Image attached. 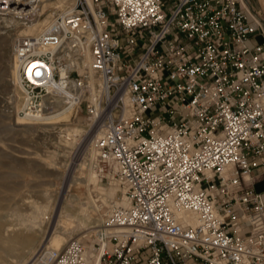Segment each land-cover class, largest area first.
<instances>
[{
    "label": "built area",
    "instance_id": "obj_1",
    "mask_svg": "<svg viewBox=\"0 0 264 264\" xmlns=\"http://www.w3.org/2000/svg\"><path fill=\"white\" fill-rule=\"evenodd\" d=\"M69 1L16 41L19 114L41 119L50 90L83 109L87 164L120 195L90 256L71 238L47 264H264V7Z\"/></svg>",
    "mask_w": 264,
    "mask_h": 264
},
{
    "label": "rangeland",
    "instance_id": "obj_2",
    "mask_svg": "<svg viewBox=\"0 0 264 264\" xmlns=\"http://www.w3.org/2000/svg\"><path fill=\"white\" fill-rule=\"evenodd\" d=\"M63 3L62 6L66 8L70 4V1L65 0L64 2L63 0ZM252 4L257 9L264 7L261 0H252ZM48 12L46 11L38 17L39 22L46 18L45 16L48 15ZM0 24H2L0 25L1 34H6V30H13L11 28L12 25H9L11 23H8L6 26H3L1 22ZM0 36V222H5L6 224H8L7 222H21L22 218L27 216L30 210H32L31 208L34 209V206L46 205L47 209L45 213L36 219L37 223H40V225H36L37 235H39L37 248H39L55 228L59 231L63 228L65 232L69 231V229L71 230L70 224H60V227L59 225L56 227V221L60 214L63 216L68 212H72V214L73 211L76 212V209H79L78 204L80 203H83L82 206L88 205L89 202L92 203V207L88 205V209L90 208L88 210L90 218L91 220H96L95 224L99 223V217L107 206V203H102V200H104V198L102 199V195L109 199L108 194H105L102 190L106 191L115 185H108L105 181L103 183L99 182V176L87 164L85 167L78 165L82 161L85 151L90 146V137L86 135V129L82 134H75L72 137L62 136L61 140H59L58 135H62V133H57V128H52V125L55 126L59 123H36L43 120L50 121L57 119L65 122L63 121L64 115L68 111H71L72 114L70 113L67 122L72 123V121L74 122V120L81 117V122L87 124V117L83 109H79L76 112V108H65L54 118L50 117V115H44L41 119L25 117L23 120L26 123H14L15 118L18 115L20 116L19 112L23 106L22 90L19 81L17 85H10L7 79H9L8 75L12 73L10 72L13 69L11 58L12 56L14 57V46L19 37L12 36L10 39H5L3 35ZM6 44L9 46V52L7 51V53L3 52L2 49ZM16 75L18 80L17 68ZM45 104L49 106V103ZM63 151H66L65 155L60 156L63 154ZM56 152L57 156L54 155ZM24 153L37 157L33 158V160H31L32 158L26 159L25 157H21L24 156ZM86 163H88V160ZM99 187L103 189H98ZM114 189L115 192L112 197L116 199L120 193L116 186ZM100 194L102 195L100 196ZM71 199L74 204H72ZM92 200L93 202H91ZM26 201H31V207L27 206ZM95 204L96 206H94ZM90 225H93V223ZM95 229L83 230L79 234L74 235V237L81 239L88 248V246H91L93 237V233L89 234L88 231ZM3 250L5 249L0 247V261L4 264H23V262H29L30 258H36L38 255V253L34 256L29 255L24 261H21L20 259L18 260L19 257L16 255L17 258Z\"/></svg>",
    "mask_w": 264,
    "mask_h": 264
},
{
    "label": "bare ground",
    "instance_id": "obj_3",
    "mask_svg": "<svg viewBox=\"0 0 264 264\" xmlns=\"http://www.w3.org/2000/svg\"><path fill=\"white\" fill-rule=\"evenodd\" d=\"M64 2H65V0H64ZM261 2L264 6V0H261ZM62 3H63V0H0V22L3 23V26H6V25H8V23H11L9 25L10 26L12 25L11 28L13 29L11 31L6 30V34L5 33L1 34L2 32H0V35H3V38H5V39H10L12 36L17 37V38L19 37L18 40H20L22 37L27 36L28 34L38 35L39 33H41L43 31L45 25L50 21V18L57 15L60 11H62L64 9V7L62 6ZM46 11H49L48 15L45 16L46 18L43 21L41 20L39 22L38 17H40ZM0 25H2V24H0ZM2 49H3V52L7 53V51L9 50V46H7V44H6V46H4V48H2ZM11 59H12V64L11 63L10 64L13 66V69L10 70V72H12V73H10L11 75H8L9 79H7L8 81L7 80L6 81L10 82V85L11 84L17 85L19 80H17V75H16L17 59L15 57V46H14V57L12 56ZM79 62H81L82 65L86 66L88 64L87 54H85L83 57H81ZM9 76H11V77H9ZM13 91H14V89H13ZM49 93L50 94H47L46 96H44V102L49 103V106H47V104H45L46 105V109H45L46 113H44V115H50V117L54 118V117H56V115H59V113H61V111L63 109L66 108V105H65V101H64L63 97L53 96L52 90H50ZM49 99H52V100H49ZM14 105H16V104H14ZM70 113H71V111H68L64 115L63 121H65V122H62V120H60V119H57V120H50L49 119L50 121H44L43 120L42 122H36V123H39V124H55V123L58 124L59 123L58 125H55V126L52 125V128H57V130H56L57 133H62V135L61 134L58 135L59 140H61L62 136L72 137L75 134H82L84 132V130L86 129L85 127L87 124L85 122H83V123L81 122V120H82L81 117L74 120V122L72 121V123L67 122ZM23 119L24 118L22 116L18 115L15 118L14 123L15 124L26 123V122H24ZM64 142L67 143L66 140H64ZM51 152L53 153V151H51ZM65 152L66 151H63V154H61L60 156H64ZM25 154L26 153H24V156H21V157H25L26 159L32 158L31 160H33V158L37 157V156L36 157L30 156V155H28L29 153H27L26 155ZM84 154L85 155H84L82 161H80L78 163V165H80V166L82 165V167L86 166L87 160H92L95 158L96 151L92 146H89ZM54 155L57 156V152L54 153ZM25 161H27V160H25ZM87 166H88V164H87ZM87 178L89 179L88 176H87ZM84 179H85V177H84ZM114 187L109 188L106 191L103 188H100V187L98 188V189H103L102 191H104L105 194L107 193L109 196V199H108V198H106L105 194H104L105 197H103V195L100 194V196L102 195V199L104 198V200H102V203H104V204H106V203L111 204L112 203L113 200H110V198H112V196L114 195V192H115ZM116 188H117V186H116ZM70 196H72V195H70ZM68 197H67V199H68ZM99 199H101V198H99ZM71 201H72V199H71ZM28 202L26 201V204H28L27 206L31 207V205H32L31 201H28ZM91 202H93V200ZM96 203H97V201H96ZM122 203H125V202H122ZM72 204H74L73 201H72ZM82 204L81 203L78 204L79 209H76V212L73 211V214H72V212L71 213H69V212L65 213L63 216H61V214H60L57 221H56V227L58 225L60 227L61 226L60 224H70L71 230L69 229V231L67 230V232H65V231H63V228L61 231H59L55 228L52 231V233L50 234V236H48V238H46L44 240L42 245H40L41 247H39V248H37V244H38L37 242H38V236L39 235H37L36 225L38 226V225H40V223L39 222L37 223L36 219H38L40 216H42L45 213V211L47 209L46 205L34 206V209L31 208L32 210H30V212L27 216L22 218L21 222H18V223L7 222L8 224H6L5 222H0V247L5 249V250H3L4 252L6 251L8 254H10L12 256L16 255L17 257H19L18 260L20 259L21 261H24L25 258L29 255L34 256L38 253L36 258L32 257V258H30L31 260L29 262H23V264H39V263L40 264H47L49 261V258L52 255V252L54 250L63 249L65 247V245L67 244V242L71 238H75L74 235L79 234L83 230L86 231L87 229L96 228L99 225V223L98 224L94 223L96 220H91V218H90L91 216H90L89 211H88L90 208L88 209V207L90 205L92 207V203L89 202V204H88L89 206L88 205L82 206ZM98 204H99V201H98ZM98 204H97V206H98ZM94 206H96V204ZM188 218L190 220H193V218L190 215H188ZM92 223H93V225H90ZM94 231L95 230H90V231H88V233L90 234V233H93ZM91 253H92L91 252V246H88V248H86L85 254L87 256H90ZM6 263H8V262H6ZM0 264H4V263L0 261Z\"/></svg>",
    "mask_w": 264,
    "mask_h": 264
},
{
    "label": "crops",
    "instance_id": "obj_4",
    "mask_svg": "<svg viewBox=\"0 0 264 264\" xmlns=\"http://www.w3.org/2000/svg\"><path fill=\"white\" fill-rule=\"evenodd\" d=\"M251 186L255 191H264V166L251 171Z\"/></svg>",
    "mask_w": 264,
    "mask_h": 264
}]
</instances>
